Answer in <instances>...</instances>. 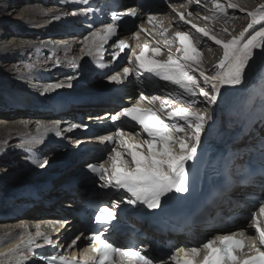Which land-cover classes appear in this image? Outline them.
Here are the masks:
<instances>
[{
  "label": "bare ground",
  "instance_id": "6f19581e",
  "mask_svg": "<svg viewBox=\"0 0 264 264\" xmlns=\"http://www.w3.org/2000/svg\"><path fill=\"white\" fill-rule=\"evenodd\" d=\"M25 1L26 0H17L16 1L17 5H14L12 8L13 9L14 8H22L21 11H19L21 13L20 15L26 14V17L18 18V20L19 19L21 20L20 22H18V24L20 23L21 27L19 26L17 29H19L23 35L24 34L29 35L30 31H31L30 27L31 26L33 27L34 22H37V21L38 22L41 21V23L44 22L43 20H41V18L43 17V15H45V12H43V10L39 9V8L23 7L22 5L25 3ZM28 1H30V0H28ZM31 1H34V0H31ZM175 1L174 0H166L162 5L155 3L153 5H143V6H140L141 3L138 0H117L115 3L113 2V0H109V1L108 0H101L99 2H97V0H90L88 4L83 3V0H81V2L73 1V3L66 0V1H64L65 3H63V4H65L69 8L74 7L72 9H75V8H77V9L78 8H85V10L91 9L90 11H86V13H87V16L90 15V17L92 18L91 23L95 25V28L98 27L97 29H102L105 24L110 23L109 20L107 19V16L113 9L117 8L116 10L122 14V21H120L118 23L119 27H118L117 35L110 37L106 42L98 40L95 45H97V47L102 46L101 51H105V49H107V46L103 47V45H105L106 43L115 45L114 42L119 38V39H125L129 43V45L131 46L130 49H133L135 45H136L135 47L137 48L138 41L142 40L143 36L145 38H148V36L146 34H143L140 32V36L138 39L133 37L132 31L135 30V28H137V30H139V27L134 25V23L136 22L137 24H142L141 28L146 30V31H143L144 33L147 32L148 34H150L155 39L154 41L156 43H154L152 46H150L149 41H147L148 42L147 43L148 49L145 50L144 53L148 54L147 58H149L153 54L148 53V52H150L152 49L156 48L157 46L161 49L162 52L166 53V51H167L166 49H164L162 47L164 45V36L162 37V34L159 31V28H160L161 24L165 25L167 23V21L170 18L169 14L173 15L175 13L172 11V7H170V5L175 6V8L178 11H180L182 9L181 8L182 6H183V8L190 6L192 8V10H197L198 8L201 7V5H197L195 3V0H191V2H189V0H175ZM201 1L203 3H209L211 0H201ZM221 2L224 3L223 0H221ZM236 2L239 4L240 7L247 9V10H250L251 12L252 11H254V12L259 11L260 7L263 5L262 0H236ZM101 3H104V5H103L104 9L103 10L100 9ZM122 3L126 4V6H124ZM146 4H148V3H146ZM129 8L138 9V16L130 17L127 15H123L124 13L127 12V10ZM155 10L158 12V14L155 13ZM202 11H204V10H202ZM14 12H17V11H14ZM56 13H57V16H59V14H61L62 12L58 11V9H57ZM149 14L156 17L155 23H156L157 27L154 28L153 25H151L147 22V15H149ZM231 17H233V19L232 18L229 19L228 22H226L225 24L227 26H229V28L232 27V29L236 27L237 29H236V31H234L233 36H239L240 35L239 28L242 27V25H245V27H246L247 23H249V21H250L249 20L250 18L247 16L242 17L239 14V11L236 9L232 10ZM70 23L75 24L76 21L73 22V20H71V21L70 20H68V21L64 20L60 23L59 26L53 27V25H51V27L47 30V32H43L41 29L40 34L55 35V36L56 35L66 36V34L71 33L69 31V29L75 27L74 24H70ZM48 25L49 24H47V26ZM175 25H176V27L173 30L174 35L177 31L186 32L187 28H189V26L187 24H185L181 21L174 24L173 27ZM99 26H101V27H99ZM259 27H260V25H255L254 28L250 29V32L245 33V35L247 36L248 33H251L253 30H258ZM36 28H42V27L37 26ZM43 29H45V26L43 27ZM64 29H66V30H64ZM37 30H40V29H37ZM244 30L245 29H243L241 32H244ZM211 31L213 33H215L216 35L220 36L221 39H223L224 41H228L233 37L232 36L230 38L229 37L230 35H228V36L223 35V32L219 31L218 28H214V31L213 30H211ZM196 34L197 35L192 39H193V43L195 44V46L197 48H198V42L199 43L201 42V44H203V45L205 44L206 47H208V48L211 47L214 49L213 53H214L215 59L212 62H209V58H207L206 52H203V63H202V65L205 68H208V71L209 70L211 71V72L209 71V76L215 75V71L213 69L216 65H218V63L221 59V58H218V55L221 54V51H222L221 47L216 46L215 43L211 42L208 38L203 40L202 34H199V33H196ZM55 39H56V42H59V44H62L61 45L62 47H59V44L58 45L57 44L56 45H50L48 43L47 45L52 47L51 52H55L57 55H59L58 53L69 52L70 49L76 50V48L79 46V43H76L75 45H71V46H70V44L73 41L79 42L81 38L73 39V37L71 36L69 38L62 37V38H55ZM17 40H20V39H17ZM50 41H47V42H50ZM68 41H69V43H67ZM151 41L153 42L152 38H151L150 42ZM44 42H46V41H44ZM67 44H69V45H67ZM113 45L111 47H113ZM16 46L18 47V49L22 50V48L27 49V48L31 47L32 44L30 43V41L25 40L24 43L17 44ZM138 48L144 49V47L142 46L141 43L138 44ZM168 48H171L172 51L174 50L178 55H180V56L182 55V53L177 52L178 48L176 46V39H175V41H173L172 44H170L168 46ZM111 50H110V52H111ZM126 50H128V49H125L124 52H121L119 57L116 59H114L113 57L111 59L112 55L108 54V57H106L104 61L98 60V62L96 61V63H95V67L94 66H90L89 68L86 67L87 69L84 71H82L81 67H79V66L73 67L70 64V61L75 59L76 65L81 64V63H83V60H86V58L88 56H90L87 54H86L87 56H85L83 58V60L81 57L82 55L80 56L81 57L80 59L82 60L81 62L79 61L80 59L78 60L75 56H72L70 58H65V57L59 58L57 56L56 58L60 59L59 60L60 63L56 62V64H55V62L53 63L50 60H49V62H47L46 65L51 64L48 67H46V68H48L50 73L55 72L57 70L58 71L57 73L60 75V74H66V72L69 71L67 76L72 75V81H74V80L75 81H77V80L84 81V77L87 76L86 77L87 80L92 79V81H90V82H94V81H98L100 79L101 75L104 78L106 77L108 80L107 85H108L109 90H105V92H101V95L99 97L92 98V99L88 98V97H83V98H79V99H72V100H69L68 102H66L64 105H62V107H60L59 109H54L55 112H59L58 114L61 117L62 116L64 117L66 115L69 116V118L64 119L66 121H69V122L73 121L75 124H84L85 121H82V120L84 118H86L85 119L86 122H89L88 124H86V123L84 124V125H87V127L90 126L88 131H83V128L81 127V128H75L76 131L71 130V131L67 132L66 139L68 140V139H72L73 137H75L76 134H78V133L75 134V132L80 133L83 131L81 133L83 135H80V137H76V138L72 139V143H74V145L77 144V143H75L77 140L82 141V143H84V142L90 143L93 140H97V138L99 136L109 135V134L114 133V132H111L109 130L107 131V128L104 127L106 125L115 126V129H121L122 128L125 133H128V132L139 133V134H141L143 139H147L146 134L142 132V130L140 129V127L136 123L132 124L128 120H126L125 118H122V117H121L122 120L119 119V120L114 121L110 117L112 115H115L123 107L131 106L133 103H135L137 100H139V97L141 94L151 98V96L160 97L159 96V93H160L163 96L175 98L176 94L182 93L183 90L180 89L179 87H177L176 85H173L171 83H166L165 81H162L158 77H155L152 74L147 73V72H143L142 75L141 74L137 75L134 72L133 75L123 79V81L121 83H115V82L109 81L108 76L114 74L115 72H121L122 73L123 68L129 66V65L125 66L124 64H123L124 66H122L120 64V59L122 58V56ZM259 50L260 49L255 50V54L253 56V59L256 58L254 62H258L260 67L258 69V65H256L257 63H255L256 66L255 65L253 66V67H255V69L248 72V74L246 73L247 77H245V82L242 85H237L234 88L232 86L223 87L221 89V94L218 97V100H217L218 102L215 105H212L211 107H209L207 101L204 98H201V96H199V95L198 96L200 97V99H199L200 102H198V103L200 104V106H197L196 104L192 106L193 111H199L200 112L201 111L200 108H202L203 109L202 113H205L207 115L208 120L205 123L204 129L201 133V144H200L199 148L197 149V156L194 160L188 161V163L186 165V167L188 169L190 168L189 169V191L187 193H170V194H168V199H166V201H168V207H176L177 204H182L187 209V208H191L190 204H188L189 201L194 202V204H198L202 199V192L197 188L195 193L190 194V189H192L193 187H194V189H196V186H199V184L197 183V181H198L197 178H199L200 176L202 177V181H204V183L207 182L209 186L214 187L221 180L222 182H224L225 186H229V187H232L234 189V190H230L226 194L225 197L219 196V195L222 196L223 194H215L217 197L213 196V202L210 204V205H213V207H212L213 210L211 211V215H210L211 217H210V220L208 221L209 222L208 226H206V227H199L198 226L197 228L191 229L193 231V233H195L197 235H202L204 233V229L208 228L211 225H215L217 223L227 224V223L231 222L232 220L236 219L238 216H243V215L247 214L248 213V207H247V204L243 200L245 195L248 194L246 199H248L249 195H257L258 191H259L258 187H260V185H262V183H263L262 181L258 180L260 178V173L257 174L256 179H254V180H253V178L247 177L245 171H246V169H248V167L245 165V161H244V160L248 161L252 155H256V156H253L254 159H257V157H258V159L260 158V161H255V163H259V165L261 167H264V153H263V150H260V148H262L264 146V59H263V57L259 58L258 53L256 52ZM43 51H45V50H43ZM98 51H100V50H98ZM117 51H119V49H117L116 45H115L113 53L117 52ZM8 52H9L8 54L10 55V54L14 53L15 50L11 49ZM92 55H95L94 50H93ZM257 56H258V59H257ZM109 57L112 60L111 62L107 61V59ZM89 58H91V57H89ZM164 59L166 61L168 59V57H166ZM62 60H64L63 61L64 63L62 64L61 70L59 71L60 68H58V67H60L59 65L62 63L61 62ZM259 60H262V61L260 62ZM94 61H95V59H94ZM104 63H106V65H104ZM92 65H93V63H92ZM87 66H88V64H87ZM52 68H55V70H52ZM131 68L135 69V64H133L131 66ZM255 71H256V73H254ZM78 74H82V76H80ZM193 74L200 81L201 88H204V89L208 88L203 83V77L197 76L196 72ZM76 75H78V76H76ZM42 77L45 78L44 75H42ZM43 78H41V80H42L41 82H45V80ZM51 78H52L51 81L57 80V76H55V78H53V77H51ZM137 78H139V79H137ZM30 80L36 81V79H34V77L31 78ZM128 81H131L130 84L132 86L130 88L128 85ZM85 84H86V81H85ZM45 85H47V84H45ZM119 85L126 86L127 90L126 91H120ZM111 86H113V87H111ZM72 87H70V88H72ZM209 88H210V86H209ZM54 89H52V90H54ZM52 90L48 91V92H52ZM11 91H13V90H11ZM54 92L59 93L58 91H54ZM61 92L63 93L64 91H61ZM225 92H227L228 94H230L232 96L231 97L229 96V99L221 98L223 95H225ZM72 93H73V91H72ZM51 95H52V93H51ZM11 96L13 97L14 101L22 104L21 106L23 108L27 109L25 112L24 111L23 112H19V111L15 112V114H14L15 116H17L19 114H26V115L31 114L29 112V109L32 105V102L35 101L36 95H33V93H31V95H30L29 92L27 93V92H20L19 91L18 93H15ZM26 97H28V98H26ZM193 98H195V97L189 98V97L181 95L180 99H178V100L174 99V101L170 100L168 102H169V106L172 109H175V108H179L180 104H183V103L188 104V103H185L183 101H187V100L193 99ZM195 100H196V98H195ZM50 101H48L47 105L50 103ZM162 101H164V100L161 98L159 100L152 101L151 104H148L147 102H143L141 106L142 107H151L153 110H158V109H161ZM73 106H75V107H73ZM188 107H189V104H188ZM52 113L53 112H51V114ZM45 114L48 115V113H45ZM86 114H87V116H86ZM5 116H12V114H8ZM161 117L165 122L170 123L166 113H164ZM58 119H60V118H58ZM123 119L126 120L127 123H123V121H124ZM25 120L26 119L22 118V117H19V118H5V117L0 118V123H2L0 125V140L1 139H3V140L9 139L10 137L13 138L12 135L16 132L21 133L23 135L26 134L29 131V129H28L29 126L25 125V123H22ZM180 123H183V121H180ZM127 124H129V126ZM22 127H24L25 129L21 130L20 128H22ZM37 129H36V131H37ZM40 129L41 128H39V130ZM181 134L184 135V133H181ZM259 134H260V136H258ZM187 135H189V136L192 135L191 129L187 130ZM238 135H239V137L237 138V141L241 140L240 142L236 143L235 142L236 140L231 141V138L233 136H238ZM61 137H62V135H61ZM15 138H13L12 140H14ZM17 138H18V136H17ZM56 138H57V136H56ZM215 138L220 140V144L218 145V147H216L214 149L213 147H211L209 145H205L204 142L207 139H215ZM43 139H44V137H43ZM43 139L41 141H43ZM18 140H19V138L17 139V141ZM46 140H44L45 142L43 141L42 144H35V145L28 147L29 150L30 149L35 150L37 153L40 154L41 159H45L47 161L48 159H50L49 156L53 155L54 152H56V151L51 152L50 149L55 148L54 146H56V145L63 146L64 148L62 150H59V151H62L61 152L62 154H63V152H65L68 155V156L66 155L68 158L67 164L65 165V167L63 169L60 170V167L58 168L57 164H60L61 161L62 162L66 161V160H64L66 158V156L61 154V157H60L61 160L60 161H59V159L53 161L54 158L53 159L51 158L49 161V164L48 165L46 164L47 166H44L43 169L49 167L50 169H48V171L50 170L51 172H53V174L56 173V176H53V178H52L53 181L51 180L52 181L51 185H49L48 187H45V188H47V190L40 189L37 192H35V190L32 189L28 192H24L26 195L19 196L16 198V200L11 198V202L10 201L8 203L6 202L5 205L0 206L1 207L0 213H2V211H3L6 214V215L0 214V217L3 216L1 218H5V217L10 218V219L14 218V217L17 218L15 220H13V219L7 220L6 219L7 221L0 222V252H7L10 248H14L18 244L17 242H19V238H21L20 236L23 233H26V232L31 233V232L37 231V230L46 233L47 228L49 230L51 228H53V230H55L56 225L53 224V222H55V220H59V221H63V222L70 220L72 227H70L67 230L68 232L66 231L67 233H64L63 235H65V236L68 235L67 237H72L73 234H75L76 237L77 236L81 237L80 233L82 232V229H83L82 224H80L81 219L78 218L77 216H75L74 213L70 212L71 210H73V208H74L73 206H78L81 208V207L86 205L84 203L85 201H89V191L86 188L87 181L85 180V178L84 179L82 178L81 174L84 171V169L86 170L88 168L89 164L95 163L97 161H101L103 163L105 160H107V157L109 154L104 156L105 158H103V159H101L102 157H99V159H97L95 156V153H97V152H93L95 150H92V151L87 152V153H80L78 150H76V148H75L76 146L69 148V147H67V144L65 145L66 141L63 142V140L61 141V139L60 140L52 139L48 142ZM39 141L40 140H38V142ZM135 141H139V140L136 138ZM19 142H20V140H19ZM19 142H15L13 144L10 143L9 150H12V148H15V146H17V147L20 146L18 144ZM79 144H81V143H79ZM93 145H94V147L97 146L96 144H93ZM99 145H101V144H99ZM102 145L107 146V145H111V144L102 143ZM49 146H51V147H49ZM101 147L102 146H100V149H101ZM59 148L60 147H58V149ZM45 150H47V154L43 155ZM14 156L15 155L6 154L5 156H3L4 158H2V157L0 158V165H3L0 167V169H2L0 171L1 173L8 172V171H10L9 169H11V173H12V171L14 169L18 168V167L13 166V160L15 159ZM35 157H36V155H35ZM16 159L18 160V158H16ZM128 160H130V157H128ZM28 162H31V161H28ZM24 163H20V165L24 164ZM26 163H27V161H26ZM31 163H33V162H31ZM31 163H28V164L30 165ZM26 167H29V166H26ZM261 172H263V170H261ZM15 173H16V171H15ZM11 177L7 180V182H1V183L7 185L8 182L10 181ZM18 177L19 176H17V178ZM3 179H4V177H3ZM5 185H3V186H5ZM100 185L96 188V190L94 192L95 194H96V192L102 193V194L107 193L106 195H104V197L106 199L109 200L110 197L114 196V198H112L113 202L119 201V204L121 205L123 203L125 207L128 205V203L126 202V199H125L127 194H124L122 189L117 190V189H113V188H111V189L108 188L111 191L110 190L106 191L105 189L100 187ZM201 185H202V183H201ZM68 186H72V187L70 189H68V188H66ZM22 190H24V189H22ZM3 198H4V196H3ZM5 199L7 200L6 197H5ZM98 199H99L98 197H95L93 200H98ZM123 199H124V201H123ZM63 200H66V201L63 202V204H61V201H63ZM14 201H16V202L14 203ZM62 205H65V206H62ZM127 208H129V207H127ZM69 216L70 217L73 216V217L67 218ZM261 218L262 217H258V220L260 221V223H261ZM71 219H73V220H71ZM30 221L32 223H30ZM67 223L68 222H66L65 224H67ZM70 223H68V225H70ZM252 224L255 225V220L252 222ZM70 229H71V231L69 232ZM109 231H110V228H108V232ZM225 231H228V230H222L221 232H225ZM54 232H56V231H54ZM63 235H62V232H61V234H60V232H57L55 235H53L54 241H56V242L59 238L61 239L63 237V239H64V240H61V242H58L57 245H55V248L56 247L59 248V246H60V248L62 247L60 251H57L54 248L48 249V250H42V248H37V247H35V245H33V252H35L37 255H33L32 253H28L26 250H23V251H25V254L28 256L27 260L20 261L19 255L15 254L12 256L0 257V264H6V263H4L5 261H9L10 262V263L8 262L9 264H44V262H40V263L38 262L39 261L38 255L42 254V257H45V259L48 260L47 258L58 255V254H60V252L62 254L63 252L67 251L70 243L76 238V237H74L73 239L71 238L68 242ZM39 239H40L39 237L36 238V244L40 241ZM80 241L82 242L83 240L80 239ZM82 247H84V245ZM71 253H75V255L77 257L87 259V255L89 253V250H87V248H83L80 251V250H78V248L73 247L72 251L66 252V254H71ZM45 259H42V260H45ZM48 263H49V260H48Z\"/></svg>",
  "mask_w": 264,
  "mask_h": 264
},
{
  "label": "snow or ice",
  "instance_id": "6c2138e0",
  "mask_svg": "<svg viewBox=\"0 0 264 264\" xmlns=\"http://www.w3.org/2000/svg\"><path fill=\"white\" fill-rule=\"evenodd\" d=\"M83 3L88 4L89 0H83ZM195 3L200 5L201 0H195ZM212 3L213 8L210 9V15L204 16V20L223 19L228 22L229 19L233 18L229 15V9L239 8L240 11H244L243 8L239 7L236 0H226L225 3H222L221 0H212ZM170 7L181 21L190 24L197 32L222 47L223 57L213 69L215 75L209 76L201 69L203 53L195 46L191 35L188 32L177 31L175 38L179 39L180 42L177 52L182 53L181 56L174 58L169 53L168 59L162 62L146 58L143 51L140 55H136L133 51L132 55L137 61L136 68L124 67L122 73L115 72L108 76V79L111 82L121 83L123 79L133 75L134 72L137 75L147 72L182 89V93L176 94L175 99L177 100L180 99L181 95L189 98L199 95L204 97L208 104L214 105L217 103L223 87L242 85L245 82L246 69L249 68V62L253 59L255 50L264 51V5L260 7L259 11L248 12L247 15L251 21L247 29L241 32L238 37L233 36L228 41L211 35L207 28L198 27L187 20L184 12H179L173 5ZM90 10L86 9L85 11ZM123 15L136 17L138 9L129 8ZM187 15L191 16L192 12H188ZM121 17V13L112 12L110 23L105 24L102 29L90 33L85 45L88 48V55H92L93 45L98 40L106 42L110 37L117 35L119 27L117 21ZM155 21V16L147 15V22L154 28L157 27ZM255 25H260L259 29L248 33L246 36L245 33L248 32V29H253ZM141 31L146 30L141 28ZM159 31L166 36L169 28L161 24ZM227 31V29H223L224 33ZM139 36L140 31L133 33L134 38L138 39ZM165 42L171 43L172 41L166 40ZM114 43L119 49L112 54L114 59L118 58L125 49L131 47L125 39L118 38ZM143 47L145 50L148 49L147 44ZM97 50H102V46H98ZM152 51L157 55L161 53L158 46ZM70 64L75 67V59L70 61ZM195 72L203 77V83L209 85L210 90L206 91L200 87V81L193 74ZM63 86L62 83L49 85L45 91ZM159 99L161 98L158 96L149 98L141 94L139 100L131 106L123 107L110 117L114 121L121 117L129 118L140 127L147 139L135 141V136L139 133L135 135L132 132L125 133L122 128L116 133L99 136L98 140L101 143L111 144L113 147L107 160L103 163L88 165V168L103 181L100 187L122 189L127 194L125 199L128 204H141L148 209H159L162 198L170 193H187L189 191V171L186 165L188 161L194 160L197 156V149L201 144V133L208 120L205 113L192 110V106L196 103L195 100L183 101L188 103L189 107L175 109H172L169 102L164 100L160 111H165L170 121V123H165L158 111L151 107L141 106L143 102L151 104L152 101ZM52 123L58 125L59 121ZM37 127L46 129L43 122H40ZM81 127L87 128V125L74 123L70 124L67 130L71 131ZM189 129L192 130L191 136L187 135ZM181 133L184 135H180ZM59 134L57 132V135ZM117 141L123 148L118 149L115 146ZM76 143L79 144L82 141L77 140ZM125 154L130 157V160L125 159ZM46 164L47 161H44L40 167H44ZM113 203L118 206L119 201ZM90 206L95 211V215L91 219L99 226L93 229V234L89 238V246L95 255L81 261L75 253L58 254L47 258L49 264H169V261L173 264H264V251L257 248L255 244L252 245V248L255 249L257 255L248 259L237 255L238 252L247 247L242 238L244 236L243 231L216 236L194 247H173L166 258L154 256L140 244H120L115 240H110L105 233L108 231L111 222L116 219V214L108 206L101 207L97 204ZM259 214H264V200L259 204ZM259 214L253 213L255 233L259 236L261 246H264V227H261L257 218ZM63 223L59 220L53 222L54 225L59 224L61 227ZM25 234L27 239L24 238ZM25 234H21V244H17L7 252H0V257L18 254L20 261H25L28 256L23 250L37 255L33 252V245L37 248L40 247L39 244H36L37 237L42 238L45 244L54 245L52 237L47 233L37 230L35 236L27 232ZM79 239L80 237L77 236L69 247L75 246ZM201 253H205L202 260L200 259ZM41 259H45V257H41Z\"/></svg>",
  "mask_w": 264,
  "mask_h": 264
},
{
  "label": "rangeland",
  "instance_id": "374dc122",
  "mask_svg": "<svg viewBox=\"0 0 264 264\" xmlns=\"http://www.w3.org/2000/svg\"><path fill=\"white\" fill-rule=\"evenodd\" d=\"M16 1L17 0H0V118H4V117L5 118H19V117L25 118L27 121L25 120L22 123H25V125L29 126L28 127L29 131L26 133L27 135L26 134L23 135V134L17 133V132L14 133L12 135L13 138L16 137L14 140H12L13 138H11V137L9 138L10 140L9 139H5L6 141L3 139L0 140V153H1L0 158L1 157L4 158L3 156H5L6 154L15 155L14 156L15 159L13 160V166L18 167L14 170L12 169L13 170L12 173H11V169H9L10 171H8V172H4V173L0 172V176H1L0 177V183L1 182H7V180L12 176L10 181L8 182L9 185L8 184L5 185L2 183L0 184V199H1L0 200L1 201L0 206L5 205L6 202L7 203L9 201L11 202V198L16 200L17 197L26 195L24 192H28L32 189L35 190V192H37L40 189L47 190V188H45V187H48L49 185H51V183L53 181V179H52L53 176H56V173L53 174V172H51L50 170L48 171V169H50L49 167L44 168V169H43V167H40V165L46 160L41 159L39 153H37L33 149L29 150L28 147L35 145V144H42V142L46 139H47L46 140L47 142L52 140V139H55V140L61 139V141L63 140V142L66 141L65 145L67 144V147L72 148L73 146L75 147L74 143H72V139L76 138V137H80V135H83V134H76L75 133L76 134L75 137L67 140L66 136H67V132H68V130H67L68 126L70 124H73L74 122L73 121L69 122V121L64 120V119L69 118V116L66 115L64 117L63 116L61 117L58 114L59 112H55L54 109H59L60 107H62V105H64L69 100L79 99V98H83V97H88V98L92 99V98L99 97L101 95V92H105V90H109L108 85H107L108 80L106 77L104 78L102 75L98 81H94V82H90V81H92V79L87 80V78H86L87 76L84 77V81H80V80L72 81V75L67 76L69 71H67L66 74H60L59 75L57 73L58 72L57 70L55 72L50 73L48 68H46L49 65H51V64L46 65L47 62H49V60L52 61L53 63L55 62V64L57 61L60 60V59L56 58L57 56L59 58H64V57L70 58L72 56H75L78 60L82 57V60H83V58L88 55L87 54L88 48L85 46L87 44V38L90 36V33L98 30L97 29L98 27L95 28V25L91 23L92 18L90 17V15L87 16L85 8H78V9L77 8L72 9L74 7L69 8L65 4H63V3H65L64 1H66V0H34V1L26 0L25 3L22 5L23 7L42 9L43 12H45V15H43V17L41 18V20H43L44 22H42V23H41V21L40 22H38V21L34 22L33 27L32 26L30 27V29H31L30 34L29 35L28 34L23 35L21 33V31L19 29H17L19 26L21 27L20 23L18 24V22H20L21 20L20 19L18 20V18H24V17H26V14L20 15L21 13L19 11H21L22 8H14V9L12 8L14 5H17ZM67 1L72 2V3H73V1L81 2V0H67ZM223 2L225 3L226 0H223ZM262 4L264 5V0H262ZM200 5L202 8L200 7L197 10H192V8L190 6L186 7V8H183V6H182L181 7L182 9L179 12H184L185 18L187 20H190L193 24H196L198 27L207 28L209 30L210 34L215 35L218 39H221V37L216 35L215 33H213L211 31V30L214 31V28H218L219 31H222V32H223V29H227L228 30L227 33L223 32V35H226V36L230 35L229 37L231 38L233 36L234 31H236V29H237L236 27L233 29H232V27L229 28V26H227L225 24L226 22L222 19H215V20H212V19L204 20L203 19L204 16L210 15V9L213 8L212 0L209 3H203L201 1ZM240 8H242V7H240ZM57 9H58V11L62 12L61 14H59V16H57V13H56ZM202 10H204V11H202ZM232 10H235V9H229L228 10L230 16H231ZM236 10L239 11V14L242 17H246V16L249 17L247 15V13L251 12L250 10H247V9H244V11H240L239 8H237ZM14 11H17V12H14ZM188 12H192V15L191 16L187 15ZM252 12H254V11H252ZM73 13H75V14L73 15ZM169 16H170L169 20L167 21V23L165 25H163L164 27H168L169 31H168L166 36L162 35V37L164 36V47L167 49V51H166V53L161 51V53L159 55H157L155 52H153L150 49L151 51L148 53H152L153 55L156 54L155 55L156 57L151 58V59H156V60L163 62V61H165L164 58L168 57L169 53H171L174 58L177 56H180L174 50L172 51L171 48H168V46L170 44H172L173 41H175L173 30L176 27V25L174 27H173V25L180 22L181 20L179 19L176 12L173 15L169 14ZM64 20H67V21L73 20V22L76 21L75 24L70 23V24H74L75 27L69 29V31L71 33L66 34V36H63V35H61V36L56 35L55 36V35L40 34L41 29L43 32H47V30L51 27V25H53V27L59 26L60 23ZM249 20L251 21V18ZM250 21H249V23H250ZM181 22H183V21H181ZM249 23H247L246 27H245V25H242V27L239 28L240 33L243 29H247ZM47 24H49V25L47 26ZM134 25L138 26L139 30H137V28H135V30L132 31V35L134 32L140 31L143 34H146L149 38L148 39V38H145L143 36V39L139 40L138 44L141 43L142 46H144L145 44L148 43L147 41H149L150 46H152L154 43H156L154 41L155 39L150 34H148L147 32L144 33L143 31H141L142 24H137L135 22ZM187 25L189 26V28H187L186 32H188L191 35V37L194 38L197 35L196 34L197 32L194 30L195 28H192L190 24H187ZM37 26L42 27V28H36ZM44 26H45V29H43ZM99 27H101V26H99ZM37 29H40V30H37ZM64 30H66V29H64ZM248 32H250V29H248ZM71 36L73 37V39L81 38L79 42L73 41L70 44V46H71V45H75L76 43H79V46L76 48V50L70 49L69 52H60V53H58L59 55H57L55 52H51L52 47L47 45L48 43L50 45H56V44L58 45L59 42H56L55 38H62V37L69 38ZM150 37L152 38L153 42L152 41L150 42V40H151ZM17 39H20V40H17ZM205 39H207V37L203 36V40H205ZM25 40L30 41L32 46L27 48V49L26 48H22V50L18 49V47L16 45L20 44V43H24ZM166 40L172 41V42L166 43L165 42ZM221 40H223V39H221ZM44 41H46V42H44ZM47 41H50V42H47ZM211 42H213V41H211ZM67 43H69V41ZM138 44H137V48L135 47L136 46L135 45L133 49H128L125 51L123 56L121 55L122 58L120 59V64L122 66H124V65L128 66L129 65L131 68V66L133 64H135V68H136L137 61L135 60V57L132 55V52L134 51L136 53V55H140V53L142 51L145 52V49H142V48L139 49L138 48ZM61 45L62 44H59V47H62ZM67 45H69V44H67ZM112 45L113 44H109V43L108 44L106 43L105 45H103V47L107 46V49H105V51H101V50L98 51L96 49L97 45H93V50L95 52V55L88 56L86 58V60H83V63L77 64L76 66L81 67L82 71L86 70L90 66L95 67L96 61L97 62H98V60L104 61L105 58L108 57V54H110V55L113 54L115 45H113V47H111ZM216 46H218V45H216ZM210 48L211 47L208 48V47H206L205 44L203 45V44H201V42L200 43L198 42V49H201L202 53L206 52L207 58H209V62H212L215 59L214 53H213L214 49L213 48L210 49ZM11 49H14L15 52L9 55L8 51ZM43 50H45V51H43ZM110 50H111V52H110ZM221 50L220 51H221L222 55L219 54L218 58L222 59V57H223L222 47H221ZM256 52L258 53L259 58L263 57V59H264V55H263L264 51L259 50ZM144 55L146 58L148 57V54L144 53ZM258 56H257V59H258ZM89 57H91V58H89ZM112 57H113V55L111 56V59H112ZM94 59H95V61H94ZM111 59L109 57L107 59V61L111 62L112 61ZM255 59H252L249 62L250 63L249 68L246 69L247 74H248V72L255 69V67H253L255 65V63H257L256 65H258V69H259L260 65L258 64V62H254ZM82 60L80 59L79 61L81 62ZM63 61L64 60L61 61L62 63L59 65L60 67H58V68H60L59 71L61 70V66L64 63ZM259 61L261 62L262 60H259ZM59 63H60V61H59ZM92 63H93V65H92ZM87 64H88V66H87ZM104 65H106V63H104ZM200 67L207 75H209L210 70L208 71V68H205L203 65H200ZM52 70H55V68H52ZM196 73H197V76H199V73L198 72H196ZM254 73H256V71ZM247 74H246V77H247ZM42 75H44L45 78H43ZM78 75L82 76V74H78ZM78 75H76V76H78ZM55 76H57V80L51 81L52 80L51 77L55 78ZM30 77L31 78L34 77V79H36V81L30 80L31 79ZM69 77H71V79H69ZM41 78H43L45 80V82H41L42 81ZM137 79H139V78H137ZM85 81H86V84H85ZM57 83H62L64 86L60 87V88H55L54 90L51 89L52 92L45 91V89H48L49 85H54ZM45 84H47V85H45ZM206 86L208 88H205V90L206 91L210 90L209 85H206ZM70 87H72V88H70ZM232 87L234 88L235 86H232ZM11 90H13V91H11ZM51 90H49V91H51ZM19 91L20 92H27V93L29 92L30 95H31V93H33V95H36L35 97L37 99L35 98V101L32 102V105L29 109V112L31 114H27V115L26 114H19L17 116L14 115L15 112H17V111H19V112L24 111L25 112L27 110L26 108H23L21 106L22 104L14 101L13 97L11 96L15 93H18ZM54 91H58L59 93L54 92ZM61 91H64V92L62 93ZM72 91H73V93H72ZM51 93H52V95H51ZM225 95H223L221 98L229 99V96L230 97L232 96V95L228 94L227 92H225ZM26 98H28V97H26ZM195 98H196V100H195ZM195 98H193L192 100H195L196 101L195 104L197 106H200V104L198 103V102H200V100H199L200 97L196 96ZM201 98H204V97L201 96ZM48 101H50V103L47 105ZM208 106L211 107L212 105L208 104ZM73 107H75V106H73ZM180 107H188V104H184V103L180 104L179 108ZM200 110H201L200 112L203 111L202 108H200ZM51 112H53V113L51 114ZM45 113H48V115H46ZM8 114H12V116H5ZM86 116H87V114H86ZM58 118H60V119H58ZM85 119L86 118H84L82 121H85L84 124L85 123L87 124ZM53 121H59V124L53 125V123H52ZM40 122H43L46 125V129L41 128L40 129L41 131L39 130L37 125ZM1 124L2 123H0V125ZM20 129L23 130L25 128L22 127ZM36 129H37V131H36ZM72 130L74 131V129H72ZM57 132H59L60 135H57ZM133 134L135 135L136 133L134 132ZM61 135H62V137H61ZM180 135H183V134H180ZM17 136H18L20 142H19V140L17 141V139H18ZM56 136H57V138H56ZM43 137H44V139H43ZM136 138L139 141L143 139L141 134L136 135L135 139ZM42 139H43V141H41ZM38 140H40V141L38 142ZM240 141L241 140H238L237 142H240ZM15 142H19L18 144L20 146H18V147L15 146V148H12V150H9L10 143L13 144ZM115 146L119 149L123 148V146L119 145L118 142ZM49 147H51V146H49ZM54 147L55 148H52V149L49 148L51 152L56 151V152H54L53 155L49 156V158L50 159L54 158L53 161L58 160V159L60 161L62 151H59V150H62L64 147L59 146V145H56ZM58 147H60V148L58 149ZM112 147H113V145L110 146L108 154H110ZM46 154H47V150H45L43 155H46ZM63 154L66 156L65 153H63ZM35 155H36V157H35ZM16 158H18V160ZM66 158H67V156H66ZM125 159L128 160L127 154H125ZM26 161H27V163H26ZM28 161H31L33 163L28 162ZM67 161H68V159H67ZM67 161L63 165H62V163L58 164L57 167L58 168L61 167L60 170L63 169L65 167V165L67 164ZM254 161H260V160L257 157V159H255ZM20 163H24V164L20 165ZM28 163H31V164L29 165ZM47 165H48V163H47ZM47 165H45V166H47ZM1 166H3V165H0V167ZM26 166H29V167H26ZM1 170L2 169H0V171ZM15 171H16V173H15ZM245 172L249 173L248 170H246ZM16 175L19 177L17 178ZM3 177L5 180L3 179ZM102 183H103V181H101L99 179V181H97L96 183H94L90 186H91V188L96 189ZM3 185H5V186H3ZM22 189H24V190H22ZM3 196H4V198H3ZM5 197L7 198V200L5 199ZM65 201L66 200L61 201V204H63V202H65ZM15 202L16 201H14V203ZM0 209H1V207H0ZM0 214L6 215L5 212H3V211ZM1 217H3V216H1ZM1 217H0V222H4L7 220H11V219H13V220L17 219L15 217L11 218V219L6 218V217L1 218ZM23 234H25V233H23ZM24 238L27 239V235H25ZM21 243H22L21 238H19L18 244H21ZM8 262L9 261H5L4 263L9 264L10 262L9 263Z\"/></svg>",
  "mask_w": 264,
  "mask_h": 264
},
{
  "label": "clouds",
  "instance_id": "9594fccd",
  "mask_svg": "<svg viewBox=\"0 0 264 264\" xmlns=\"http://www.w3.org/2000/svg\"><path fill=\"white\" fill-rule=\"evenodd\" d=\"M238 229H244V231H250L251 230V223L250 222H242L239 224ZM222 230H228V231L221 232ZM222 230H220V233L227 234V233L233 232L232 227H227V228H224ZM211 238H212V236L207 235L205 239L207 240V239H211ZM198 243L199 242H195L194 244L197 245Z\"/></svg>",
  "mask_w": 264,
  "mask_h": 264
}]
</instances>
